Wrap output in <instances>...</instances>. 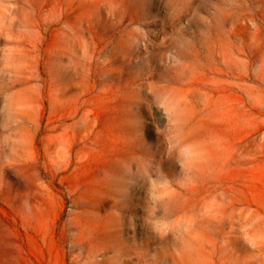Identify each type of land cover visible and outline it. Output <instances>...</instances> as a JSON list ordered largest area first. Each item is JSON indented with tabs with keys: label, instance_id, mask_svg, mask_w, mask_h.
Returning <instances> with one entry per match:
<instances>
[{
	"label": "rangeland",
	"instance_id": "374dc122",
	"mask_svg": "<svg viewBox=\"0 0 264 264\" xmlns=\"http://www.w3.org/2000/svg\"><path fill=\"white\" fill-rule=\"evenodd\" d=\"M0 264H264V0H0Z\"/></svg>",
	"mask_w": 264,
	"mask_h": 264
}]
</instances>
